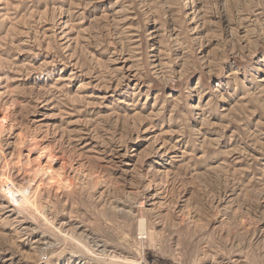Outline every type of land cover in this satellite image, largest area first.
<instances>
[{"label":"rangeland","instance_id":"1","mask_svg":"<svg viewBox=\"0 0 264 264\" xmlns=\"http://www.w3.org/2000/svg\"><path fill=\"white\" fill-rule=\"evenodd\" d=\"M13 100L106 182L46 223L0 190V264H264V0H0Z\"/></svg>","mask_w":264,"mask_h":264},{"label":"bare ground","instance_id":"2","mask_svg":"<svg viewBox=\"0 0 264 264\" xmlns=\"http://www.w3.org/2000/svg\"><path fill=\"white\" fill-rule=\"evenodd\" d=\"M15 106L17 104L13 100L6 107L0 108V190L9 206L20 214L23 211L37 212L46 223L49 220L44 211L47 208L44 201H50L51 208H54L51 195L59 199L80 196L89 203H100L104 196V191L100 193V188L106 181L78 162L75 156L80 150L76 154V147H72V152L64 153L55 149L54 144H46L37 136L27 138L21 133H18L14 143L10 142L16 122L12 114ZM11 146L13 151L9 149ZM14 172L22 173V183L14 181ZM98 193L101 194L100 198L97 197ZM129 193L133 196L137 194L131 190ZM105 202V209L114 215L128 216L132 212L128 202L120 199ZM68 238L78 241L74 236Z\"/></svg>","mask_w":264,"mask_h":264}]
</instances>
